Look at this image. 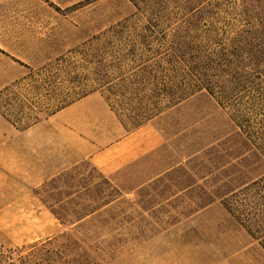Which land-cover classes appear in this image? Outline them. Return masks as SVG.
I'll return each mask as SVG.
<instances>
[{
  "label": "rangeland",
  "instance_id": "374dc122",
  "mask_svg": "<svg viewBox=\"0 0 264 264\" xmlns=\"http://www.w3.org/2000/svg\"><path fill=\"white\" fill-rule=\"evenodd\" d=\"M46 2L60 12L61 18L65 16L69 46L74 44L65 60L69 78L73 79L68 82L70 97L99 90L126 129L153 122L166 140L164 165L179 163L129 194L119 191V198H125L127 203L117 201L99 211L102 216L123 211L126 217L122 224L111 226L117 229L99 240L107 246L104 250L70 248L71 251L64 249L59 255L51 253L53 246L61 251L65 234L71 233L53 217L51 234L39 236L38 232L43 230L39 224L31 239L0 241V264H104L140 243V233L145 238L152 232L168 229L193 234L198 243L205 242L208 248L244 250L245 256L253 257L252 264H264L262 246L219 202L195 211L196 192L219 184H213L208 175L212 165L225 164L219 171L227 172L242 163L239 158L226 156L215 159L211 142L218 151L231 148L234 156L241 147L235 135L237 126L204 91L177 105L165 106L166 100L160 97L164 81L173 82L175 72L172 64L162 59L163 48L157 38L162 30H174L172 16H177L180 0L171 1L167 12L172 15L136 8L130 0ZM150 29L156 39L147 41ZM197 149L198 155H190ZM253 160L252 157L248 162ZM52 171L57 174L38 189L39 198L47 205L95 208L108 200L109 194L116 193L112 184L86 161L61 169L53 167ZM197 216L200 221L196 224L185 220ZM76 217L64 215L67 220ZM27 229L31 232L30 227L21 226V230ZM67 252L71 253L63 257Z\"/></svg>",
  "mask_w": 264,
  "mask_h": 264
},
{
  "label": "crops",
  "instance_id": "0c3cea01",
  "mask_svg": "<svg viewBox=\"0 0 264 264\" xmlns=\"http://www.w3.org/2000/svg\"><path fill=\"white\" fill-rule=\"evenodd\" d=\"M73 46L67 19L46 0H0L1 242L31 239L39 224V236L51 234L52 219H58L38 189L57 174L53 167L86 161L129 194L179 163L164 165L166 140L153 122L126 129L101 91L68 101L73 79L65 60ZM185 220L196 224L200 218ZM139 235L140 243L104 264L253 261L244 250L208 248L189 233L168 229Z\"/></svg>",
  "mask_w": 264,
  "mask_h": 264
},
{
  "label": "trees",
  "instance_id": "16d2710c",
  "mask_svg": "<svg viewBox=\"0 0 264 264\" xmlns=\"http://www.w3.org/2000/svg\"><path fill=\"white\" fill-rule=\"evenodd\" d=\"M130 1L136 8L172 15L167 11L173 0ZM177 9V16H172L174 30H162L157 38L163 48L162 59L172 64L175 72L173 82L164 81L160 97L166 100L165 106L177 105L204 91L237 126L235 135L241 147L234 156L231 148L218 151L211 142L215 159L226 156L239 158L242 163L224 173L219 170L225 164L212 165L208 175L213 184H219L196 192L195 211L219 202L264 249V0H180ZM154 33L150 29L145 39H156ZM75 98L69 96L68 101ZM198 152L194 150L190 155ZM111 186L116 193L109 194V199L95 208L49 205L71 232L65 234L62 250L53 246L51 253L107 247L99 240L117 229L111 226L122 224L126 217L123 211L104 216L99 211L117 201L127 203L119 198L120 190ZM70 214L77 217L64 218Z\"/></svg>",
  "mask_w": 264,
  "mask_h": 264
}]
</instances>
